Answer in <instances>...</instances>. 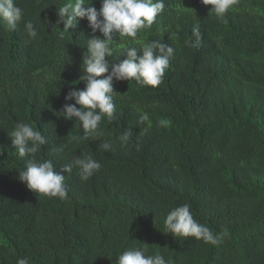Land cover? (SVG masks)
<instances>
[{
  "label": "trees",
  "instance_id": "1",
  "mask_svg": "<svg viewBox=\"0 0 264 264\" xmlns=\"http://www.w3.org/2000/svg\"><path fill=\"white\" fill-rule=\"evenodd\" d=\"M15 2L24 10L16 29L0 21V264H116L145 244L170 264H264V0H238L223 19L201 0H164L151 28L134 39L114 34V48L159 40L174 55L157 87L114 81V117L102 120L101 137L85 140H74L83 130L57 112L74 103L65 101L73 87H85L87 19L63 32L53 25L67 0ZM86 6L99 11L101 0ZM119 51L106 59H125ZM17 122L46 137L37 160L60 171L88 153L101 169L87 181L75 167L64 172V200L34 193L19 180L27 157L9 136ZM184 203L220 236L217 244L164 232L168 212Z\"/></svg>",
  "mask_w": 264,
  "mask_h": 264
},
{
  "label": "clouds",
  "instance_id": "2",
  "mask_svg": "<svg viewBox=\"0 0 264 264\" xmlns=\"http://www.w3.org/2000/svg\"><path fill=\"white\" fill-rule=\"evenodd\" d=\"M204 5H211L209 14H215L223 19L225 14L233 8L238 0H201ZM92 0H67L66 3L56 7L58 19L53 25H63V32H69L76 26L79 19H87L93 35L87 38V51L82 57V72L80 80L84 82L83 89L73 87L65 96L62 110L57 112L58 117L75 121L83 130L82 137H73L74 140H85L90 136L101 137L99 131L105 116L114 117L116 104L114 98L118 94L114 90V81L135 80L143 86L157 87L162 83L165 70L169 67L174 55V48L162 41L143 43L138 49L133 46L120 45L113 47L114 34L121 38H136L138 32L151 28L157 17L163 12L164 0H101L99 11L90 5ZM24 18V10L15 0H0V21H3L10 30H15L18 22ZM24 28L30 38L35 39L38 30L32 20L24 21ZM99 32L101 36L95 35ZM193 35L197 42L200 38L199 26L193 28ZM119 55L126 58L117 62H109L106 57ZM141 53V54H138ZM66 63L71 58H65ZM65 63V64H66ZM141 122L149 120L146 113H141ZM132 131L131 128L119 135L118 140L122 146H127ZM12 144L21 158H25V167L18 170L19 180L34 193L48 197H58L64 200L68 196L64 172L70 173L73 167L78 169L81 180L87 181L102 167L101 163L91 154L77 155L72 163L66 164L57 171L52 160H37L36 154L41 146L47 143L46 137L28 123L17 122L9 132ZM109 141H103L104 150L111 148ZM62 150V149H61ZM164 232L174 237H193L205 243L217 244L220 236L215 234L208 226L196 221L191 213V205L184 203L172 208L164 219ZM17 264H29L28 258H19ZM116 264H170L164 255L157 252L148 254V247L133 246L118 255Z\"/></svg>",
  "mask_w": 264,
  "mask_h": 264
}]
</instances>
